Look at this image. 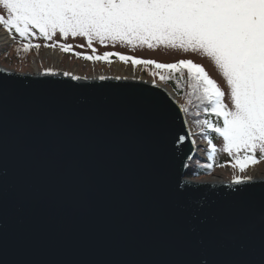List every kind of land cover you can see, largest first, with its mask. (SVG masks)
<instances>
[{
	"label": "water",
	"instance_id": "obj_1",
	"mask_svg": "<svg viewBox=\"0 0 264 264\" xmlns=\"http://www.w3.org/2000/svg\"><path fill=\"white\" fill-rule=\"evenodd\" d=\"M77 78L0 65V166L13 193L0 264H216L226 241L213 229L258 239L264 177L241 192L185 180L205 144L174 93Z\"/></svg>",
	"mask_w": 264,
	"mask_h": 264
},
{
	"label": "snow or ice",
	"instance_id": "obj_2",
	"mask_svg": "<svg viewBox=\"0 0 264 264\" xmlns=\"http://www.w3.org/2000/svg\"><path fill=\"white\" fill-rule=\"evenodd\" d=\"M0 9L6 14H0V24L10 35L14 30L23 40H29L38 31L39 37L45 40L59 34L64 38L82 37L88 46L93 41L102 45L119 42L133 48L147 45L152 50L162 45L210 58L226 82L227 93L202 65L192 60L163 64L119 53L83 56L86 60H100L117 55L121 61L130 60L133 65L154 64L169 74L179 72L181 77L187 69L191 88L188 103L195 97L206 115L216 117L215 123L207 118L196 123L202 126V131L211 129L223 139L222 148L208 139L210 158L226 153L232 157L231 167L240 172L264 161V0H0ZM33 47L39 49L41 45L26 43L23 50L30 51ZM59 47L61 51L71 50L69 45ZM74 55L79 58L82 54ZM168 78L161 76L162 80ZM183 110L187 112V108ZM7 177V168L0 166V248L4 247L13 198ZM246 180L250 181L251 177H237L233 183L239 187L233 191L241 192L248 187ZM187 187L200 186L189 184ZM259 229L258 239L235 226L213 229L226 241L221 244L223 251L216 264H264V213L259 217ZM134 264L178 262L144 260ZM199 264H208V261L204 258Z\"/></svg>",
	"mask_w": 264,
	"mask_h": 264
},
{
	"label": "rangeland",
	"instance_id": "obj_3",
	"mask_svg": "<svg viewBox=\"0 0 264 264\" xmlns=\"http://www.w3.org/2000/svg\"><path fill=\"white\" fill-rule=\"evenodd\" d=\"M0 14H5L0 9ZM6 15V14H5ZM39 39V33L36 32L35 36L29 38L30 41ZM26 43L22 40H15V42L8 45H2L0 47V65L9 70H13L21 73H33L46 72L52 69H57L67 75H74L79 78H94L96 76H107V77H118V78H137L147 79L152 82H157L165 85L170 91H172L177 100L181 105L187 106L188 100L178 96L174 89L161 79V76H166V72L163 69H157L154 64H137L133 65L131 61H121L118 58L107 59H92L86 60L83 58L84 55L88 56H100L103 57L105 53H119L122 55L130 56L141 60H151L157 63L169 64L179 60H192L197 64L204 67L209 76L214 79L222 89L227 93V85L224 81L222 74L215 67L214 62L210 58L203 56L200 53H184L181 50H173L164 46H158L154 50L149 49L147 45L143 47L137 45L135 48L121 44L119 42L113 44L111 42L102 45L99 41H93L91 46H88L85 39L82 37H67L64 38L59 34L53 36L49 41L33 42L31 44H40L39 49L31 48L30 51H24V45ZM57 45L56 47H45V45ZM71 46L70 51H61L59 45ZM19 49V51L17 50ZM50 50L60 53L57 57L53 54L50 55ZM60 51V52H59ZM74 53H81L82 55L78 58ZM121 61L127 66L132 67L131 70L121 69L114 65V62ZM139 66L134 69L133 67ZM167 77V76H166ZM226 102L227 96L225 97ZM187 103V104H186ZM191 131L193 132L194 138L197 142L207 143L200 135V132L196 126H199L196 122L194 123L193 118L187 116ZM201 120V119H200ZM215 138V144L217 148H222L223 139L216 133L213 134ZM199 155L205 157L203 150H199ZM217 166L212 172L191 177V180L200 182H230L234 181L237 177H264V161L260 162L255 170H251V167L244 172H240L239 169H233L231 167L232 157L226 153H219L213 158ZM218 165H225L219 167Z\"/></svg>",
	"mask_w": 264,
	"mask_h": 264
},
{
	"label": "trees",
	"instance_id": "obj_4",
	"mask_svg": "<svg viewBox=\"0 0 264 264\" xmlns=\"http://www.w3.org/2000/svg\"><path fill=\"white\" fill-rule=\"evenodd\" d=\"M13 33L16 37L17 40L22 41L23 39H21L19 37L18 34L15 33V31L13 30ZM25 43H35V42H40V41H49V40H45L41 37H39V39L36 40H23ZM110 58H118L119 56L117 55H111L109 56ZM166 76L169 77L168 79L164 80V82H166V84H169L174 91L176 92V94L182 98L185 99H189L190 98V93H191V88L188 86V77H187V69L184 70V75L183 77H181L180 73H173V74H169L168 72H166ZM192 99V103L187 104V106H185V104H183L184 108H187V116H191L193 118L194 123L197 120H204V119H211L214 123L216 122V117L214 115L212 116H208L206 115L202 109L198 106V101L195 99V97H191ZM199 112V115H197V113ZM222 123V118L221 121ZM200 132V135L203 139H205L206 141H208V139L212 140V143L216 146L215 144V138L213 136V134H215L211 129H204L202 131V126H196ZM211 153V148L209 146L208 149L205 150V155L207 157V159H203V158H199L195 161L192 162L191 167H190V171H189V177H194V176H198V175H202V174H207L213 171V169L217 166V164L214 162L213 158H210V154ZM211 164L212 167L209 168L208 165ZM195 173V174H193Z\"/></svg>",
	"mask_w": 264,
	"mask_h": 264
},
{
	"label": "bare ground",
	"instance_id": "obj_5",
	"mask_svg": "<svg viewBox=\"0 0 264 264\" xmlns=\"http://www.w3.org/2000/svg\"><path fill=\"white\" fill-rule=\"evenodd\" d=\"M1 35H2V31H0V37H1ZM1 40V39H0ZM50 55H55L56 57L58 56V55H60V53H57V52H54V50H50V53H49ZM114 65L116 66V67H119V68H121V69H128V70H131V68L132 67H130V66H127L126 64H124L123 62H121V61H117V62H114ZM134 69H137V68H139V66H135V67H133ZM33 73H43V72H37V71H35V72H33ZM65 74V73H64ZM69 76H73V77H75L74 75H69ZM170 91V90H169ZM172 94H173V92L172 91H170ZM261 164L259 163V164H257L256 166H254V167H251V170H255L258 166H260ZM255 178H259V177H255ZM185 180H189V179H187V178H185ZM213 182H219V181H213Z\"/></svg>",
	"mask_w": 264,
	"mask_h": 264
},
{
	"label": "built area",
	"instance_id": "obj_6",
	"mask_svg": "<svg viewBox=\"0 0 264 264\" xmlns=\"http://www.w3.org/2000/svg\"><path fill=\"white\" fill-rule=\"evenodd\" d=\"M0 31H2V35L0 37V46L4 44H8L13 41V36L9 34L8 31H6L3 26L0 25Z\"/></svg>",
	"mask_w": 264,
	"mask_h": 264
}]
</instances>
